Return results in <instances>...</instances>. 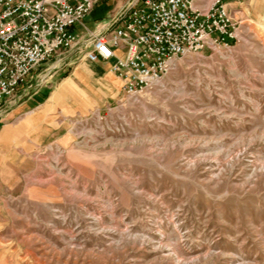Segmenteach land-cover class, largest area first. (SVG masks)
Masks as SVG:
<instances>
[{"label": "rangeland", "instance_id": "obj_1", "mask_svg": "<svg viewBox=\"0 0 264 264\" xmlns=\"http://www.w3.org/2000/svg\"><path fill=\"white\" fill-rule=\"evenodd\" d=\"M229 7L230 47L178 58L137 95L66 100L39 140L0 139V264H264V0ZM61 57L27 78L40 102L78 53Z\"/></svg>", "mask_w": 264, "mask_h": 264}, {"label": "built area", "instance_id": "obj_2", "mask_svg": "<svg viewBox=\"0 0 264 264\" xmlns=\"http://www.w3.org/2000/svg\"><path fill=\"white\" fill-rule=\"evenodd\" d=\"M104 1L0 0V116L33 69L71 49L110 61L122 94L133 96L153 88L178 58L239 40V21L224 0H119L107 21L83 25Z\"/></svg>", "mask_w": 264, "mask_h": 264}, {"label": "crops", "instance_id": "obj_3", "mask_svg": "<svg viewBox=\"0 0 264 264\" xmlns=\"http://www.w3.org/2000/svg\"><path fill=\"white\" fill-rule=\"evenodd\" d=\"M225 2L230 8L233 0ZM109 67L110 61H89L78 56L72 72L42 102L39 100L43 93V86L39 87L40 82H25L19 89L20 103L9 108L0 120H7L0 127V139L3 142L20 137L30 142L39 140L42 133H33L34 127L45 125L46 130L43 133L47 134V124L53 110L63 107L66 100L71 101V105L84 109L105 99H113L121 92V81L109 71Z\"/></svg>", "mask_w": 264, "mask_h": 264}, {"label": "trees", "instance_id": "obj_4", "mask_svg": "<svg viewBox=\"0 0 264 264\" xmlns=\"http://www.w3.org/2000/svg\"><path fill=\"white\" fill-rule=\"evenodd\" d=\"M105 1H106V0H105ZM105 1H104V2H105ZM104 2H103V3H104ZM103 3H102V4H103Z\"/></svg>", "mask_w": 264, "mask_h": 264}]
</instances>
